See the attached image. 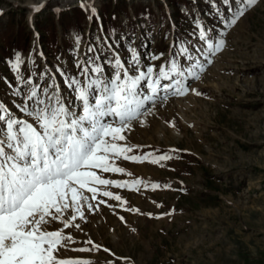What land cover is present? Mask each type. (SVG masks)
I'll return each mask as SVG.
<instances>
[{
    "label": "rangeland",
    "instance_id": "obj_1",
    "mask_svg": "<svg viewBox=\"0 0 264 264\" xmlns=\"http://www.w3.org/2000/svg\"><path fill=\"white\" fill-rule=\"evenodd\" d=\"M84 1L49 0L33 13L43 24L37 28L29 23V7L0 0V99L18 115L23 114L15 104L22 97L14 95L15 89L26 92L27 86L18 82L10 63L17 53L23 60L20 75L42 87L45 81L55 82L69 100L74 94L64 84L65 77L79 76L78 61L100 56L103 63L111 58L109 46L125 62L131 46L141 53L142 63L157 69L175 58L187 75V67L198 58L205 70L199 80L187 81L196 91L158 98L151 113L124 133L127 139L120 144L138 146L129 155L152 156L144 161L117 160L124 173L100 174L144 183L139 190L100 186L98 198L89 200L97 207L85 206V219H77L82 230H64L75 243L62 258H84L92 264H264V0H258L231 28L221 22L217 8L230 16L235 5L223 0H182L185 5L177 0L180 11L176 0H95L91 5ZM76 5L88 15L67 24L65 12ZM148 9L155 12L150 21L144 15ZM49 16L54 19L50 33L44 26ZM111 18L118 28L106 34L102 20L111 26ZM198 24L214 42L226 41L222 51L207 58L202 55L206 43L199 38ZM38 43L45 62L37 54ZM181 43L189 48L193 61L180 53ZM159 53H164L159 61L150 59ZM164 154L172 159L151 162ZM152 184L161 187L153 189ZM104 190L122 200L103 196ZM62 227L56 222L49 230ZM89 239L100 249L71 250L92 248Z\"/></svg>",
    "mask_w": 264,
    "mask_h": 264
},
{
    "label": "snow or ice",
    "instance_id": "obj_2",
    "mask_svg": "<svg viewBox=\"0 0 264 264\" xmlns=\"http://www.w3.org/2000/svg\"><path fill=\"white\" fill-rule=\"evenodd\" d=\"M223 3L235 5L229 9L230 16H224L217 8L221 22L231 28L258 0H223ZM34 7L39 11L43 5ZM91 11L95 13L96 9L93 7ZM198 28L200 40L206 43L204 57L223 50L224 39L214 42L202 24ZM108 51L111 58L103 63L100 56L77 62L83 81L79 76L65 77L64 84L74 94V100L63 96L55 82L45 81L46 86L42 87L20 75L23 60L19 53L14 62L10 61L17 71L18 82L27 86V91L17 87L14 93L22 97L15 108L23 115L0 100V264H92L84 258H62V253L75 243L64 230H82L77 219H85V206L88 210L97 207L89 200L98 198L100 186L139 190L144 183L139 179L113 180L100 173H124L125 169L116 164L120 159L148 160L151 153L129 155L138 146L120 144L127 139L124 133L132 129L134 121L142 122L141 118L151 113L158 98L166 100L169 95L196 91L187 81L199 80L205 70L198 58L187 67L185 75L184 67L175 58L157 69L154 64L142 63L141 53L135 47L129 46L127 62L111 46ZM180 53L188 61L194 60L183 43ZM163 56L164 53L152 54L150 59L159 61ZM207 63L212 60L207 59ZM57 71L64 75L63 70ZM196 94L200 95L198 91ZM170 159L172 156L164 154L153 157L151 162ZM102 195L122 200L112 191L104 190ZM120 219L123 221L124 217ZM56 222L63 227L49 230ZM87 243L93 247L71 250L87 252L101 247L91 239Z\"/></svg>",
    "mask_w": 264,
    "mask_h": 264
},
{
    "label": "trees",
    "instance_id": "obj_3",
    "mask_svg": "<svg viewBox=\"0 0 264 264\" xmlns=\"http://www.w3.org/2000/svg\"><path fill=\"white\" fill-rule=\"evenodd\" d=\"M181 1L182 0H179L180 3H184V1L183 2H181ZM179 2L177 3V0H176V8H178L177 5H179ZM124 7H126V6L124 5ZM65 15H66V19L63 20V21L66 22V20H67L66 23L67 24H70V22L74 18L77 19V20H78V18H83L84 17V11L82 9H79L78 7H76V9H74L71 12H68V13L65 12ZM44 21H45L44 22V26H46V28L48 30H49V28H52L53 29V25H54V19H53V17L49 16V17L45 18ZM35 24H36L37 27L43 26V24H40V20L39 19H37V20L35 19ZM67 24H65V25H67ZM53 34H54V30H53ZM25 40H26V43L25 44H27V39H25Z\"/></svg>",
    "mask_w": 264,
    "mask_h": 264
},
{
    "label": "bare ground",
    "instance_id": "obj_4",
    "mask_svg": "<svg viewBox=\"0 0 264 264\" xmlns=\"http://www.w3.org/2000/svg\"><path fill=\"white\" fill-rule=\"evenodd\" d=\"M13 2L19 3L20 5H24L29 7V15L32 14V11H35V7L34 6H39V5H44L46 4L49 0H24V1H20V0H12ZM95 2V0H85L84 4L85 5H91ZM15 3V4H16ZM57 7V6H56Z\"/></svg>",
    "mask_w": 264,
    "mask_h": 264
}]
</instances>
